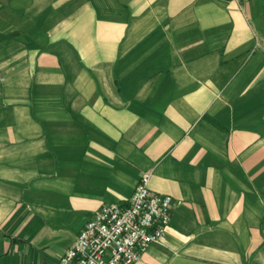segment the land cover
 <instances>
[{"label":"crops","instance_id":"1","mask_svg":"<svg viewBox=\"0 0 264 264\" xmlns=\"http://www.w3.org/2000/svg\"><path fill=\"white\" fill-rule=\"evenodd\" d=\"M147 169L174 205L134 264H264V0H0V264Z\"/></svg>","mask_w":264,"mask_h":264},{"label":"built area","instance_id":"2","mask_svg":"<svg viewBox=\"0 0 264 264\" xmlns=\"http://www.w3.org/2000/svg\"><path fill=\"white\" fill-rule=\"evenodd\" d=\"M149 177L150 170L142 171L126 200L100 205L58 264H134L150 243L160 241L174 201L152 191Z\"/></svg>","mask_w":264,"mask_h":264}]
</instances>
